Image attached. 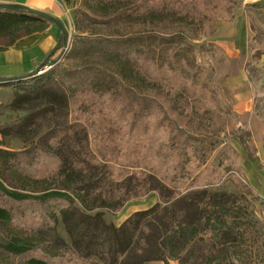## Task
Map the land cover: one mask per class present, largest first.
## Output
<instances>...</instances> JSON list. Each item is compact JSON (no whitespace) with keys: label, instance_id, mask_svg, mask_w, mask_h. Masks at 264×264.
<instances>
[{"label":"trees","instance_id":"1","mask_svg":"<svg viewBox=\"0 0 264 264\" xmlns=\"http://www.w3.org/2000/svg\"><path fill=\"white\" fill-rule=\"evenodd\" d=\"M82 6L74 19L80 33L148 28L74 36L64 59L77 64L1 84L16 83L12 105L31 110L15 132H35L63 108L70 119L53 124L26 150L0 148V264H244L232 254L248 244L249 217L261 202L236 179L244 168L235 149L229 146L218 166L209 163L218 144L213 131L233 116L219 89L230 59L217 42L199 44V55H208L216 69L211 88L200 77L192 44L199 34L209 35L211 21L233 20L235 0H83ZM47 27L24 9H0V52ZM61 48L59 32L47 56ZM133 78L157 93L138 94L126 84ZM104 144L114 151L107 161L98 156ZM122 169L146 174L141 196L129 198L121 187L129 173ZM230 177L241 194L237 203L215 191ZM153 193L157 202L150 209L118 227L104 223L103 211L116 216ZM59 221L69 245L55 234ZM98 230L107 237L100 249Z\"/></svg>","mask_w":264,"mask_h":264},{"label":"rangeland","instance_id":"2","mask_svg":"<svg viewBox=\"0 0 264 264\" xmlns=\"http://www.w3.org/2000/svg\"><path fill=\"white\" fill-rule=\"evenodd\" d=\"M246 2H251L258 4L259 7L256 10L244 9L243 5ZM83 0H76L71 3L67 17L60 20L69 32V41L74 36H79L83 34H109L115 32L116 34L123 33L130 30H146L148 26H133L120 25L116 26L114 29L101 28V27H91L90 31L85 33H80L74 28V19L80 18V11L83 10L82 6ZM236 17V18H235ZM237 19L241 21L242 24L246 25V29L249 36V40H252V45L254 47L250 52L247 53V49L241 47L243 56L236 65H233L231 71L237 70V67L241 66L244 74L247 78V88L251 91L253 97V108L251 109V119L252 123L255 124V132L251 135V129L249 127L242 128L237 127L236 123H232L229 117H225V124L222 127V131L215 133L213 131L214 139L217 141V146L213 153L211 154L209 163L212 166H218L222 160L229 154V146L235 149L243 158L242 167L244 168V177L236 178L239 183L247 185L253 192H255L259 197L260 204H254V210L251 212L249 217V224L246 227L245 235L248 238V244L239 246L236 249V253L232 256L239 259L240 262L244 264H263L264 253V51L257 44L264 48V0H235V6L233 8V20ZM232 20V21H233ZM210 22V33L208 36H203L199 34L198 40L192 42L194 54L196 55L195 61L200 68V77L202 81L210 86H214V80L216 76V69L211 63V59L208 55L202 57L198 53V46L202 42H215L216 38L228 34L231 31L230 22ZM235 22V21H234ZM227 23V24H224ZM232 25V24H231ZM160 31L172 30V26H155ZM243 27V26H242ZM59 37V35H58ZM241 35V40L239 44L244 39ZM58 41V38H57ZM57 44V43H56ZM241 45V44H240ZM256 45V46H255ZM56 46V45H55ZM62 49L55 52L50 60L58 58ZM69 49V43L66 51L64 52L62 58H60L57 64L74 65L80 60H66L64 59ZM46 58V57H45ZM44 58V59H45ZM43 59V60H44ZM42 62V61H41ZM94 63L97 60H93ZM102 63V62H101ZM100 63V64H101ZM229 67V66H228ZM52 68V67H51ZM50 68L46 67L43 72L48 71ZM227 73L229 74V69L227 68ZM26 81L20 82L24 84ZM135 92L140 95L154 96L157 90L152 88L147 83L143 82L138 78H133L126 82ZM16 83H12L9 86L0 84V148L9 151H23L28 149L31 144H33L37 137L42 134L45 130L50 128L55 123H63L70 119V112L68 109L56 110L49 114L46 122L41 124V126L35 131L30 132L28 129H23L19 131H14L13 127L21 124L25 117L31 112L30 109L25 107L15 108L12 105L14 99V90H18ZM219 89L225 97V94L229 92L225 88L224 82L219 83ZM228 124V128L226 123ZM231 123L236 126V128L231 129ZM231 129V130H230ZM238 137L239 140L234 142V138ZM98 156L104 160H110L114 156V151L112 147L104 144ZM127 173L125 181L121 187L124 188L128 194L129 198L139 197L144 193L145 188L142 187V179H146V174L141 171H135L131 169H122L121 173ZM154 184V183H153ZM218 193H223L228 203H237L241 197V194L236 186V183L230 177L222 187L216 189ZM157 202L156 194H150L143 200L131 201L123 207V210L129 209L127 214L120 216L121 212L116 216L110 214L109 211H103V221L105 224L112 223L115 227L121 225V223L126 220L134 212L145 211L153 207ZM153 216V215H152ZM94 238V243L98 244L96 248L100 249L103 240H106V234L104 232H99ZM55 234L59 236L66 244L71 243V238L65 231L63 224L59 221ZM252 251V256L248 254ZM90 260L96 262V258L92 257ZM148 264H161L160 262H150ZM169 264H178L177 261H169Z\"/></svg>","mask_w":264,"mask_h":264},{"label":"crops","instance_id":"3","mask_svg":"<svg viewBox=\"0 0 264 264\" xmlns=\"http://www.w3.org/2000/svg\"><path fill=\"white\" fill-rule=\"evenodd\" d=\"M0 4L22 5L29 9L47 13L60 20L67 17L69 8L71 7V4H65L62 0H0ZM228 24L231 26V31L228 34L216 38L214 41L223 47L226 55L230 59V65L228 67L229 74L224 81L225 88L229 90L225 94V99L231 105L233 111V116L229 118L232 123L237 124V127H249L251 129V135H253L255 132V124L252 123L253 121L250 117L251 109L253 108L252 93L247 88V78L242 67H237V70L234 72L231 71V68L243 56L241 54V47L246 48L248 53L254 45H252V40L248 39L250 35L247 32L246 25L237 19H234ZM244 34L245 37L240 45L241 35L244 36ZM58 35L59 31L57 28L48 22V27L45 31L25 36L6 51L0 52V77L20 76L32 71L55 47ZM257 47H260L264 51L262 46L257 44ZM232 123L231 129H235L236 126ZM228 124L227 122V128ZM238 140L239 138L235 137L233 141L236 142Z\"/></svg>","mask_w":264,"mask_h":264},{"label":"water","instance_id":"4","mask_svg":"<svg viewBox=\"0 0 264 264\" xmlns=\"http://www.w3.org/2000/svg\"><path fill=\"white\" fill-rule=\"evenodd\" d=\"M0 9L1 10H9V11L24 9L29 14L36 16V17H40V18L46 20L47 22L53 24L57 28V30L61 33V36L63 39V49H62V52L60 53V55L58 56V58L50 60V55H49L44 60H42V62H40V64L36 68H34L32 71H30L27 74L20 75V76H14V77H0V84H6L8 82L24 80V79H27L29 77H33V76L42 74L46 67L51 68L59 62L60 58H62L64 52L66 51V49L68 47V43H69L68 42L69 41V32H68L67 28L64 26V24L59 19H57V18H55V17H53L47 13L40 12V11L33 10V9H29V8H26L22 5H17V4H0Z\"/></svg>","mask_w":264,"mask_h":264},{"label":"bare ground","instance_id":"5","mask_svg":"<svg viewBox=\"0 0 264 264\" xmlns=\"http://www.w3.org/2000/svg\"><path fill=\"white\" fill-rule=\"evenodd\" d=\"M128 210H129V209H126L124 212H122V213L120 214V216H124V215H126L127 212H128Z\"/></svg>","mask_w":264,"mask_h":264}]
</instances>
